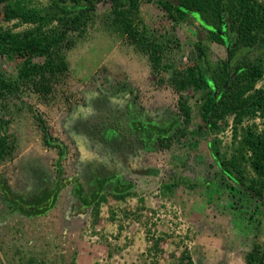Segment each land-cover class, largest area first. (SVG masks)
Segmentation results:
<instances>
[{
	"label": "rangeland",
	"instance_id": "1",
	"mask_svg": "<svg viewBox=\"0 0 264 264\" xmlns=\"http://www.w3.org/2000/svg\"><path fill=\"white\" fill-rule=\"evenodd\" d=\"M47 1L31 0L34 5ZM110 6L99 2L85 31L70 33V45L62 49L68 69L52 80L49 92L23 84L15 96L0 100V120L13 145L11 156L0 163V181L28 198L55 179L57 151L44 144L36 115L63 144L66 180L77 179L86 195L98 175H118L132 187L117 201L110 196L113 183L105 185L107 200L97 217L81 205L72 183L60 190L52 209L36 217L10 212L0 193V264H185L182 252L193 264H245L253 245L264 252V201L245 195L210 158L212 136L199 110L202 93L185 92L191 121L184 136L167 147L158 145L152 130L146 133L148 147L130 125L133 119L158 125L175 119L173 71L192 63L197 41L208 47L213 62L224 58V48L209 43L190 16L175 23L156 4L142 2L141 26L161 52L153 72L147 54L114 32ZM16 64L0 56L5 77L16 76ZM253 123L264 131V119ZM230 126L228 119L216 136L226 157L236 147ZM242 166L252 177L249 165Z\"/></svg>",
	"mask_w": 264,
	"mask_h": 264
},
{
	"label": "trees",
	"instance_id": "2",
	"mask_svg": "<svg viewBox=\"0 0 264 264\" xmlns=\"http://www.w3.org/2000/svg\"><path fill=\"white\" fill-rule=\"evenodd\" d=\"M105 1L111 4L107 16L114 32L147 54L153 72L158 71L161 52L154 48L149 32L141 26L142 2L156 4L175 23L190 16L205 31L209 43L224 48V58L213 62L207 55L208 47L195 42L192 63L173 71L169 78L178 96L177 117L163 125L135 120L131 127L146 138L148 147L150 139L146 133L150 130L158 145L167 147L176 137L184 136L191 121L185 92H201L199 110L205 130L212 136L207 142L210 158L228 181L248 197L263 202L264 131H258L253 121L264 119V84L257 87L264 80V0H48L43 5H34L31 0H0V56L17 60L14 78L5 77L0 70V100L6 95L15 96L23 84L36 92H49L52 80L68 69L62 49L70 45V33L81 35L92 21L96 5ZM11 20L14 21L11 25L4 24ZM20 26L24 28L16 30ZM34 118L41 128L44 144L57 151L55 179L49 185L43 183L28 198L13 193L0 181L6 208L27 217L43 215L55 206L60 190L72 183L80 203L90 207L97 217L99 205L107 200L102 189L111 178H94L95 188L86 196L76 179L66 180L63 175V144L44 129L40 116ZM228 119L236 147L226 157L218 148L216 136L225 129ZM0 123L1 163L11 156L13 145L5 131L6 123L2 120ZM242 164L249 165L252 177L244 175ZM131 187L117 178L110 196L121 201ZM158 242L155 240L153 246ZM185 260V264H193L182 252L180 261ZM244 261L264 264V252L253 245Z\"/></svg>",
	"mask_w": 264,
	"mask_h": 264
},
{
	"label": "crops",
	"instance_id": "3",
	"mask_svg": "<svg viewBox=\"0 0 264 264\" xmlns=\"http://www.w3.org/2000/svg\"><path fill=\"white\" fill-rule=\"evenodd\" d=\"M141 121V120H139V119H133V120H131L130 122H132V121ZM130 125H132V123H130ZM108 178H111L110 180H108L107 182H106V184L105 185H107L109 182H112L113 183V187H114V185H115V180L118 178V179H120V181H121V178L118 176V175H111V176H107ZM107 177H105V176H101V175H98V176H93L92 178L94 179V178H100V179H102V178H107ZM112 177H114L113 179H112ZM93 179H92V181H93ZM77 180V179H76ZM90 182V184L91 185H93L92 186V188L90 189V193L94 190V188H95V186H94V184H93V182ZM78 182V181H77ZM122 182V181H121ZM123 183H126V182H123ZM80 184V183H79ZM81 185V184H80ZM73 187H74V185H73ZM83 189V188H82ZM113 189V188H112ZM84 191V190H83ZM102 192H103V189H102ZM14 193V192H13ZM74 193V192H73ZM90 193L88 194V195H86V193L84 192V194L86 195V196H89L90 195ZM15 194H17V193H15ZM18 195H20V194H18ZM22 196V195H21ZM77 197V196H76ZM78 199V198H77ZM80 202V201H79ZM82 205V204H81Z\"/></svg>",
	"mask_w": 264,
	"mask_h": 264
},
{
	"label": "built area",
	"instance_id": "4",
	"mask_svg": "<svg viewBox=\"0 0 264 264\" xmlns=\"http://www.w3.org/2000/svg\"><path fill=\"white\" fill-rule=\"evenodd\" d=\"M94 238H95V236H94Z\"/></svg>",
	"mask_w": 264,
	"mask_h": 264
}]
</instances>
